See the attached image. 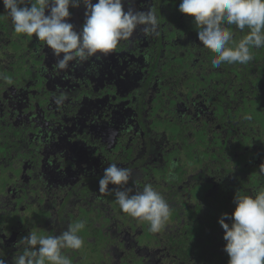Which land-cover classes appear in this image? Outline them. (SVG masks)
I'll return each mask as SVG.
<instances>
[{
	"label": "flooded vegetation",
	"instance_id": "obj_1",
	"mask_svg": "<svg viewBox=\"0 0 264 264\" xmlns=\"http://www.w3.org/2000/svg\"><path fill=\"white\" fill-rule=\"evenodd\" d=\"M179 3L133 0L137 10H155L159 35L137 29L109 55L63 71L42 41L16 34L0 15V76L11 80L0 78V255L8 264L30 231L59 235L81 220L83 246L62 250L72 264H112L117 253V264H144L135 247L145 246L136 240L146 232L131 229L148 223L98 190L112 163L132 170L133 191L150 184L170 206L163 233L153 236L155 264L170 254L158 238L172 233L210 236L219 252L218 217L231 216L235 194L264 191V47L252 49L248 64L213 67L216 54ZM69 11L79 29L84 6ZM227 27L234 42L248 32ZM60 95L67 99L58 107ZM120 213L135 246L123 227L112 228Z\"/></svg>",
	"mask_w": 264,
	"mask_h": 264
},
{
	"label": "clouds",
	"instance_id": "obj_2",
	"mask_svg": "<svg viewBox=\"0 0 264 264\" xmlns=\"http://www.w3.org/2000/svg\"><path fill=\"white\" fill-rule=\"evenodd\" d=\"M16 34L33 35L56 58V70L69 69L94 56H106L121 41H130L139 29L146 37L159 35L155 10H137L133 0H2ZM125 4L128 5L125 9ZM84 6V20L79 29L70 22L71 8ZM178 11L193 18L201 45L215 53L213 67L224 63L241 65L253 60V48L264 47V0H180ZM248 29L238 42L227 26ZM7 83L8 77L0 76ZM66 95L53 97L59 107ZM264 174V167L259 169ZM132 170L109 164L98 181L100 193L115 194L120 209L133 218L146 221L149 231L160 232L170 217V206L150 184L133 191L129 187ZM109 185L115 186L113 189ZM235 207L229 217L223 213L218 223L223 229L227 264H264V191L254 195L234 196ZM230 219L231 224L225 220ZM84 221L75 222L59 235H38L30 231L16 246L23 251L12 264H72L63 249L79 250L83 239L78 233ZM2 243V242H0ZM0 264L8 262L0 255Z\"/></svg>",
	"mask_w": 264,
	"mask_h": 264
},
{
	"label": "trees",
	"instance_id": "obj_3",
	"mask_svg": "<svg viewBox=\"0 0 264 264\" xmlns=\"http://www.w3.org/2000/svg\"><path fill=\"white\" fill-rule=\"evenodd\" d=\"M0 10V15L3 17L6 13L4 12V7ZM12 31L15 32L14 28H12ZM215 227H217V225ZM144 234L147 236V239L154 238V235L150 236L151 233L149 234L146 232ZM202 236L203 234H196L195 230L186 235L181 233L179 236H173L172 233V235L170 234L167 236L166 244L167 250L170 253V258L169 261H165L163 264H227L229 259L227 253L224 251V253H222V251H220L223 249V246H221V249L220 246H218V249H220L218 252V250H216L217 246L216 248L211 246V244H215L217 240H213L207 235L205 238H202ZM144 241L146 242L147 240H142V242ZM145 244L148 245V241ZM224 244L225 241L223 245Z\"/></svg>",
	"mask_w": 264,
	"mask_h": 264
},
{
	"label": "rangeland",
	"instance_id": "obj_4",
	"mask_svg": "<svg viewBox=\"0 0 264 264\" xmlns=\"http://www.w3.org/2000/svg\"><path fill=\"white\" fill-rule=\"evenodd\" d=\"M125 7H128V5L127 6H125ZM132 7H134V4H132ZM127 9V8H126ZM2 38H4L3 36H1ZM2 38H0V40H3ZM5 38H8V37H5ZM5 70H6V68H5V65H0V74H4L5 73ZM82 152H83V154L85 155V150L84 149H82L81 150ZM119 167H120V164H119ZM120 215H122V213H120L119 215H117V222L119 223V224H116V223H113V226H112V228H114L115 226H119V227H123V233H122V235H121V237H123V238H125V240H126V242L128 243V244H133L134 246H135V243H134V241L133 240H131V239H129V228H130V226L129 225H127V224H125L124 225V222H123V220H122V218L121 217H119ZM132 219H134V221L135 220H138L139 221V219L138 218H133L132 217ZM123 223V225L121 224V223ZM132 230V232L134 231L135 233H136V235H138V234H140L141 232H148L149 234L151 233V235L150 236H156L157 235V233H152L151 231H149V225L148 224H145V225H139V224H136V226H135V228L134 229H131ZM163 233V231H161L160 232V234H162ZM168 233V232H167ZM135 238V237H134ZM138 238V240H136V244H138V245H140V243H143V245H145V246H136L135 248H136V250L140 253V254H145V258H146V262L144 263V264H155V260H158L159 259V253L158 254H155V251H156V249H154L155 247H153L152 245L154 244V240H156V239H154V238H152V239H147V236L145 235V234H143V235H141V236H138L137 237ZM154 239V240H153ZM142 240H147L148 241V245H146L145 243L147 242H142ZM158 240H161L162 241V244H161V246L159 245V247H161L162 249H163V247L164 248H166V241L163 239V238H161V237H159L158 238ZM125 242V243H126ZM140 242V243H139ZM161 249V250H162ZM157 253V252H156ZM152 254V255H151ZM154 254H155V256H154ZM163 254V253H162ZM118 255V253L114 256L113 255V262H112V264H117V261H118V259H119V257L117 256ZM149 257H151V258H149ZM169 256H166L163 260H162V262H164V261H169Z\"/></svg>",
	"mask_w": 264,
	"mask_h": 264
}]
</instances>
